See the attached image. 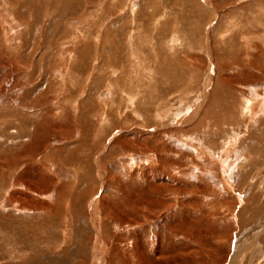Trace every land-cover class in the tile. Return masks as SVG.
<instances>
[{"label": "rangeland", "instance_id": "obj_1", "mask_svg": "<svg viewBox=\"0 0 264 264\" xmlns=\"http://www.w3.org/2000/svg\"><path fill=\"white\" fill-rule=\"evenodd\" d=\"M15 1L0 0V264H216L253 241L244 264H264V0Z\"/></svg>", "mask_w": 264, "mask_h": 264}, {"label": "bare ground", "instance_id": "obj_2", "mask_svg": "<svg viewBox=\"0 0 264 264\" xmlns=\"http://www.w3.org/2000/svg\"><path fill=\"white\" fill-rule=\"evenodd\" d=\"M209 1V0H208ZM14 2H16L15 0H14ZM13 2V3H14ZM12 3V4H13ZM16 11V10H15ZM14 14H16V13H14ZM9 19V18H8ZM0 31H1V28H0ZM109 31V30H108ZM115 32V31H114ZM118 32V31H117ZM0 34H1V32H0ZM111 34H113L114 35V33H111ZM105 35V34H104ZM118 36V35H117ZM112 37V36H111ZM121 37V36H120ZM117 38V37H116ZM115 38V39H116ZM1 39V38H0ZM130 38L128 37V40H129ZM2 40V39H1ZM0 40V41H1ZM118 40H120L119 38H118ZM127 40V41H128ZM113 41V40H112ZM121 41V40H120ZM132 41V40H131ZM130 41V42H131ZM129 42V43H130ZM134 43V42H133ZM109 44H111V43H106V45H109ZM121 44V43H120ZM125 44V43H124ZM128 44V43H127ZM86 45L87 44H85L84 46L85 47H83V49H85V50H90L88 47H86ZM88 46H91V45H88ZM103 46V45H102ZM22 48V47H21ZM111 48V47H110ZM114 48V51H111L110 50V52H111V59H112V61L115 59V57H118V53H119V51H120V48H121V46L119 47L118 45H115V47H113ZM129 48V47H128ZM103 50H104V47H103ZM121 50H122V48H121ZM130 50V49H129ZM20 51H21V49H20ZM24 51V50H23ZM91 51V50H90ZM96 51V50H95ZM103 52V51H102ZM109 52V53H110ZM132 52V51H131ZM90 53V52H89ZM88 53V54H89ZM93 53H94V51H93ZM130 53V52H129ZM19 54V53H18ZM97 54V53H96ZM123 54V53H122ZM121 54V55H122ZM131 54V53H130ZM106 55V54H105ZM127 55V54H126ZM18 56V55H17ZM84 57H85V55H84ZM128 57V56H127ZM126 57V58H127ZM83 58V57H82ZM130 58V57H129ZM22 59V58H21ZM116 60V59H115ZM118 60V59H117ZM120 61H121V59H120ZM129 61V60H128ZM166 61H168L167 59H166ZM17 62V61H16ZM21 62V61H20ZM114 62V61H113ZM112 62V63H113ZM119 62V61H118ZM22 63V62H21ZM125 63V62H124ZM136 63V62H135ZM23 64V63H22ZM126 64L129 66V62H127L126 61ZM133 64V63H132ZM131 64V65H132ZM224 64V63H223ZM17 65V64H16ZM15 65V66H16ZM20 65V64H19ZM24 65H26V64H24ZM33 65V64H32ZM212 65V64H211ZM23 66V65H22ZM115 66H116V71H118L119 73H120V75H118L117 77H114V79H113V81H112V83L113 82H115V84H117L114 88H115V90L117 89V90H119V89H123V88H125V86L127 85V82H126V80H127V77H128V75H129V71L127 70V72H123L122 73V65H121V62L118 64V63H115ZM20 67V66H19ZM163 68H165V67H163ZM215 69V68H214ZM133 71V70H132ZM210 71V70H209ZM212 72H214L213 70H211ZM114 72H115V69H114ZM165 73V74H164ZM164 73L162 74V76H163V79H162V81H161V83H165V82H167L166 84H169L170 82H172L173 81V79H172V77H170L169 76V74H171V73H169L168 72V70H166L165 69V71H164ZM216 73H218V72H216ZM18 75V74H17ZM32 76V75H31ZM30 76V77H31ZM210 76V75H209ZM208 79H210V77L208 78ZM123 83V84H122ZM113 85V84H112ZM114 86V85H113ZM107 88V87H106ZM119 88V89H118ZM226 88V87H225ZM104 90H106V89H104ZM109 90V89H108ZM121 90H119L120 92H121ZM108 92V91H107ZM166 95H167V93H166ZM158 96V98L159 97H162V96H160V95H157ZM214 97V96H213ZM212 99V98H211ZM214 100H216V99H214ZM35 102V101H34ZM220 102V101H219ZM159 103V102H158ZM157 103V101H154V103H150L148 106H146V105H144L145 107H140L141 109H140V112H142L143 113V115H145V116H150L151 114H156L155 116L157 117V114H158V116H161V115H159V113L161 112L160 110L162 109V105H159ZM212 103V102H211ZM210 103V104H211ZM223 103V102H222ZM33 104V103H32ZM97 104V103H96ZM225 104V103H224ZM214 105H215V102L213 103V104H211V106H213L214 107ZM226 105H224V107H225ZM217 107V106H216ZM223 107V106H222ZM223 107V108H224ZM103 108V107H102ZM139 108V107H138ZM219 108H220V105H219ZM222 108V109H223ZM227 108V107H226ZM226 108H224V109H226ZM263 108V107H262ZM98 109L99 110H103V109H101L99 106H98ZM233 109V108H232ZM108 110H110V108H108ZM212 108L211 109H209L208 110V113H211L212 111ZM229 110H230V108H229ZM236 110V109H235ZM211 111V112H210ZM186 114V113H185ZM222 114V113H221ZM230 114V113H229ZM228 114V115H229ZM254 114V113H253ZM196 113L195 112H193L191 115H187L186 114V116L184 117H182V115L180 116V117H182V118H180L177 122H179L180 120L181 121H183V123H184V125H185V122L187 121V120H190V121H187V124L188 123H191V121L193 122V120H194V118L196 117ZM178 116V117H179ZM223 116V115H222ZM225 116V115H224ZM256 116V115H255ZM193 117V118H192ZM230 117V116H229ZM233 117V116H232ZM199 119V118H198ZM230 120V119H229ZM228 120V121H229ZM233 120V119H232ZM180 121V122H181ZM129 122V121H128ZM203 122H204V119L202 118V119H200L198 122H197V124H195V129L196 128H199V127H201V125L203 124ZM215 122H219V123H221V122H225L224 120H221V119H219V120H215ZM146 127H148V126H146V125H144V126H142V127H140L139 126V128L140 129H142V128H146ZM159 135H160V133L159 134H156V135H154L156 138L157 137H159ZM145 140V139H144ZM228 152V151H227ZM226 180V179H225ZM230 180V179H229ZM188 185V184H187ZM228 185H229V183H228ZM185 188H183V189H179V188H177V189H175V188H173V187H171V189H172V191H173V193H175V192H178V191H180L179 192V194H181V193H188V194H190V190H189V188H187V186H184ZM193 189V188H192ZM172 193V192H171ZM164 194V193H163ZM192 199V198H191ZM96 201H98V200H96ZM95 201V206H96V204H97V202ZM176 201H178L177 203H176V205L179 207H183L184 206V203H187V202H189L190 200L187 198V200H185V201H181V200H176ZM194 202V201H193ZM193 204V203H192ZM148 205H150V207H154V208H158V207H163L165 210H168L169 208H172L173 207V205H174V203H171V200H162V199H155V200H152V201H150L149 202V204ZM94 206V207H95ZM146 206H147V204H146ZM185 207V206H184ZM187 208V207H186ZM196 208V207H195ZM139 210V209H138ZM179 210V209H178ZM97 211V210H96ZM142 212V211H141ZM147 212V211H146ZM92 216V215H91ZM98 216V215H97ZM95 217V216H94ZM99 217V216H98ZM93 218V217H92ZM95 220V219H94ZM98 220V219H97ZM93 221V220H92ZM198 222V221H197ZM95 224V223H94ZM208 224V223H207ZM178 230V229H177ZM263 230H264V228H263ZM255 244H256V242L255 241H253V242H251V243H249V246H246V247H248V248H255ZM216 246V245H215ZM217 247V246H216ZM239 247H241V246H238V247H236V249H235V252L232 254V256L227 260V257L226 258H220V260H218V261H216L217 263L216 264H244L245 262H247L246 261V258H244L242 255H243V250L245 251V246L244 247H242V249L240 250L239 249ZM247 248V249H248ZM191 251V250H190ZM230 252V251H229ZM191 253V252H190ZM231 253V252H230ZM230 255V254H229Z\"/></svg>", "mask_w": 264, "mask_h": 264}]
</instances>
